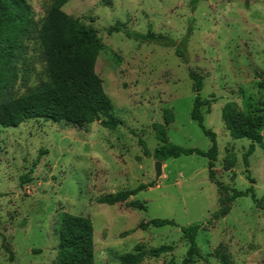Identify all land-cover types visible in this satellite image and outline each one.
Here are the masks:
<instances>
[{
  "label": "rangeland",
  "instance_id": "rangeland-1",
  "mask_svg": "<svg viewBox=\"0 0 264 264\" xmlns=\"http://www.w3.org/2000/svg\"><path fill=\"white\" fill-rule=\"evenodd\" d=\"M71 0L63 11L98 31L105 49L96 72L114 105L118 128L94 123L32 120L17 128L0 126V264H55L64 214L90 218L94 225L95 264H120L137 245L150 251L172 245L171 254L146 257L142 264H182L188 251L181 229L201 226L200 256L193 264H264V210L251 197L227 201L209 179L208 159L182 156L163 163L144 156L139 141L153 153L160 142L153 125L164 124L165 110L175 121L167 126L171 143L208 152L211 142L191 119L195 92L190 73L203 78L201 98L205 127L217 136L216 180L229 189L253 186L264 203L263 147L250 157L247 179L243 156L251 141L233 139L222 110L236 103L264 122V0ZM40 22L51 0H27ZM122 25L146 34L151 29L176 42L140 44L122 33ZM187 38V42L183 40ZM185 53L187 62L176 54ZM29 81L23 95L46 81L41 48L29 44ZM40 151L47 154L39 158ZM153 183L132 197L146 210L125 204L99 205L97 199ZM227 215L212 220L216 212ZM171 220L176 226L140 230L141 223ZM129 236L121 238L124 233Z\"/></svg>",
  "mask_w": 264,
  "mask_h": 264
},
{
  "label": "trees",
  "instance_id": "trees-1",
  "mask_svg": "<svg viewBox=\"0 0 264 264\" xmlns=\"http://www.w3.org/2000/svg\"><path fill=\"white\" fill-rule=\"evenodd\" d=\"M71 0H51V6L46 16L40 21L34 19L33 10L27 0H0V126L2 128H17L32 120H45L54 123L65 122L78 127L100 123L105 129L116 130L118 120L114 114V105L106 94L103 81L96 72V64L100 53L105 49L98 31L86 26L79 18L66 14L63 7ZM198 0H191L196 8ZM122 33L126 38L140 44L158 43L164 47H174L176 42L165 36L155 34L151 29L146 34L131 31L119 25L108 29V34ZM187 42V38L183 43ZM36 42L41 48L46 81L23 95H18L17 87H27L29 71L27 54L29 44ZM176 54L187 62L185 53L176 47ZM194 82L195 99L191 119L198 125L204 135L209 138L211 148L203 152L195 148H184L170 142L167 126L174 123L172 110H165V123L154 124L160 146L151 153L145 142L139 143L144 156L153 157L157 162L165 163L170 159L182 156H200L207 158L209 179L220 192H231L227 199H221V206L227 201L251 197L258 209L264 210L263 200L258 199L251 186L246 191H238L223 186L216 180L215 168L218 160L217 136L204 124L201 98L203 78L190 73ZM261 86L264 88V81ZM222 120L230 136L235 140H249L252 144L243 156L247 179L254 184L250 174V157L257 146L263 147V137L260 133L264 122L259 117L245 114L236 103H228L222 110ZM47 154L40 151L39 158ZM153 183L141 184L136 189L121 191L113 195L97 199V204L115 206L125 204L130 209L146 210L140 202H129L132 197L152 188ZM227 210L216 212L212 220L227 215ZM150 226L162 228L176 226L171 220L155 219L150 223H141L139 229L146 231ZM201 226H189L181 229L183 240L188 245V251L182 264H193L200 256L197 236ZM128 233L121 238L129 236ZM175 250L172 245H164L148 252L142 251L137 245L134 253L120 257V264H142L146 257L158 259L162 255L171 254ZM55 264H95L94 225L90 218L66 213L60 224V240ZM163 264H172L163 263Z\"/></svg>",
  "mask_w": 264,
  "mask_h": 264
},
{
  "label": "water",
  "instance_id": "water-1",
  "mask_svg": "<svg viewBox=\"0 0 264 264\" xmlns=\"http://www.w3.org/2000/svg\"><path fill=\"white\" fill-rule=\"evenodd\" d=\"M155 165H156L155 166L156 179H159V177L162 176L163 163L162 162H156Z\"/></svg>",
  "mask_w": 264,
  "mask_h": 264
}]
</instances>
